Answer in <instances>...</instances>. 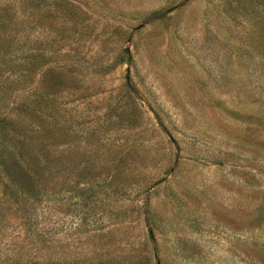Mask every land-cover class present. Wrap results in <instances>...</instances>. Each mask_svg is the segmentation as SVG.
I'll return each instance as SVG.
<instances>
[{
  "label": "rangeland",
  "instance_id": "374dc122",
  "mask_svg": "<svg viewBox=\"0 0 264 264\" xmlns=\"http://www.w3.org/2000/svg\"><path fill=\"white\" fill-rule=\"evenodd\" d=\"M0 264H264V0H0Z\"/></svg>",
  "mask_w": 264,
  "mask_h": 264
}]
</instances>
